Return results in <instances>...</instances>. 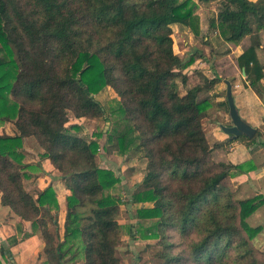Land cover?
Listing matches in <instances>:
<instances>
[{"label":"trees","instance_id":"1","mask_svg":"<svg viewBox=\"0 0 264 264\" xmlns=\"http://www.w3.org/2000/svg\"><path fill=\"white\" fill-rule=\"evenodd\" d=\"M198 1L219 3L210 28L224 43L239 47L248 40L235 58L264 102L258 55L264 0ZM197 7L194 0H0V126L15 127L14 135L0 133V198L20 221L15 236L0 239V264L11 263V248L32 236L44 243L42 264H121L123 201L110 193L120 179L97 163L107 136L121 154L135 150L148 160L129 204L153 207L137 209L136 223L127 227L134 237L143 222H153L155 232L142 238L159 239L162 264H222L231 249L246 264H258L250 244L264 225L252 227L247 220L264 207V195L236 201L225 185L256 165L220 162L218 171L210 166L212 153L223 145L209 139L204 121L212 117V92L223 79L192 69L205 58L198 48L186 58L175 51L173 25L201 37ZM107 87L119 97L111 111L115 127L89 139L80 120L109 118L96 98ZM228 105L226 99L219 106L229 113ZM260 135L258 130L253 139L234 141L257 145L253 153L264 148ZM29 137L69 192L63 230L55 187L36 194L25 187L34 169L25 163ZM195 230L199 238L189 253L173 254L169 234L189 237Z\"/></svg>","mask_w":264,"mask_h":264},{"label":"rangeland","instance_id":"2","mask_svg":"<svg viewBox=\"0 0 264 264\" xmlns=\"http://www.w3.org/2000/svg\"><path fill=\"white\" fill-rule=\"evenodd\" d=\"M198 5L195 10L198 17L200 18V24L202 29V35L198 39L194 36V33L187 29L182 28L181 25H173L174 30V44L175 51L178 55H183L187 53L190 49L198 48L205 54V58L203 59V69L210 75L211 77H220L223 79L212 92L214 96L213 106L211 108L212 119L211 122H218L221 120L222 115H228L227 107L219 106L221 103L225 102L227 99V85L226 81L232 80L238 81L242 80V72L237 65L236 55H233L232 48H230L229 44L224 43L223 40L219 37V34L213 31L210 28L211 21L216 17L218 13L219 3H202L198 0H194ZM180 27L181 29L177 28ZM193 35H192V34ZM205 37L209 39L208 43H204ZM264 42V41H263ZM248 45V40L242 43V48L245 49ZM186 48L189 50L186 51ZM234 50H238V48L234 47ZM240 50V49H239ZM231 53V54H230ZM199 67L200 64H198ZM221 90H220V89ZM264 88V87H263ZM264 95V94H263ZM96 98L106 107L108 111L109 118H101V119H87L82 118L80 123L82 125L83 131L82 135L86 136L89 139H93L94 136L100 133H111L115 127L114 120L115 116L111 114L113 109H116L118 106L119 97L115 93V91L107 87L102 92L96 95ZM238 109V108H237ZM239 111V110H238ZM240 114V113H239ZM210 122V121H209ZM212 124V123H211ZM3 130L0 129V132L3 133H11L14 131L12 125H2ZM219 126V125H218ZM1 127V126H0ZM262 135L257 137V141L264 140V133L259 130ZM219 135L222 134V130L218 128ZM223 135V134H222ZM221 135V136H222ZM224 137H228L225 134ZM229 138V137H228ZM107 137H102V144L105 145V150H101L100 154L97 156V163L101 167V169H107L113 171L117 177L120 179V183H118L113 189L110 190V193L122 198L123 204L121 206V215L119 222L123 226L122 230V240L120 247L118 249V256L121 259V264H162L165 262L164 259L158 257V253L163 250V245L160 243L158 238L152 239H143L144 235H150L155 232V230L151 227L153 225L152 221L143 222L137 229L140 230V235H130L129 233V225H133L136 223L135 219L132 218V213L141 207L151 208L153 207V203H145V204H129L132 195L135 191L136 185L143 181L148 160L143 157L142 153L137 151H129L126 154H121L116 150L115 147L112 146V143L109 141L107 143ZM100 141V143H101ZM243 141V140H240ZM246 143V141H243ZM110 143V144H109ZM227 146L223 147V149H216L214 153H212L210 157V166L215 169V164L220 162L228 163L230 160L231 154L235 151H231L227 147L230 146L231 142H226ZM247 144V143H246ZM43 152L41 147L38 145L35 138H31L28 140H24V155H25V163L34 166V169H31L29 173L32 178L25 181V187L29 192L36 194L38 191L36 180L41 179L42 176H45L48 172V165L43 164L42 154ZM235 159V158H234ZM237 160V159H235ZM32 163V164H31ZM219 170V169H215ZM35 178V180H33ZM54 178V177H53ZM42 180V179H41ZM35 185H32L34 184ZM55 183V182H54ZM250 186H249V185ZM226 187L234 193V199L236 201H242L251 197H255L261 193H258V189L252 183L251 179H247L246 177H242V175H235L233 177H229V179L225 182ZM55 189L58 191V199L61 200L60 210H59V219L61 221V225L63 224L64 214L62 213V200L64 190L61 185L55 183ZM257 192V193H256ZM256 193V195H254ZM254 195V196H253ZM264 195V194H263ZM261 209V208H260ZM258 211V210H257ZM256 211V212H257ZM255 212V213H256ZM254 213V214H255ZM254 214L248 218L247 222L252 226L256 227L259 225H264V223L257 224L255 222ZM151 229V230H150ZM198 230L193 231L191 236L182 237L177 232H171L169 235L171 237L170 241L175 243V247L173 248V254H184L187 255L190 251L189 245L193 240H197L199 238ZM168 235V234H167ZM136 237V238H135ZM251 248L254 251V257L257 260L258 264H264V237L260 233L255 239L251 242ZM247 260L244 262L239 259L238 253L234 250H230L228 258L222 264H246ZM184 264H208L205 261L193 263V262H185ZM220 264V263H218Z\"/></svg>","mask_w":264,"mask_h":264},{"label":"crops","instance_id":"3","mask_svg":"<svg viewBox=\"0 0 264 264\" xmlns=\"http://www.w3.org/2000/svg\"><path fill=\"white\" fill-rule=\"evenodd\" d=\"M181 27L185 28L183 26ZM177 28L181 29L178 26ZM230 48H232L231 53L233 55L237 54L236 57L239 56L244 50L242 46L236 47L238 48V50H234L233 49L234 47L232 46H230ZM187 50H189V48H186V51ZM190 51L191 49L187 53H184L183 55H178V56H180L181 58H186ZM258 55H259L261 63L264 64V42L261 48L258 49ZM198 64H200L201 67H199ZM203 64H204L203 59H200L196 62V64L192 67V69H196V68L203 69L204 68ZM241 74L243 76V79L234 81L233 83V96H234L235 103H236L235 106H237L239 113L244 120H246L250 125H252L257 130H261L264 133V102L259 97L258 93L250 87L249 83L246 81L245 74L243 73ZM263 87H264V78L261 80V89L264 94ZM211 119L212 117L204 121V130L207 133L209 139L211 141H220L223 147L227 146L226 142L232 141L230 146L227 147V150L229 148L231 151H235L233 154L230 155V157H228L230 162L234 164L245 163L247 161L252 160L256 165V170L250 172L249 174H243L242 177H246L248 180L251 179L252 183L258 189V193H261V195L264 194V148H261L252 153V150L256 149L257 145L249 147L246 144L247 142L245 143L243 141L230 140V138L224 137L225 136L224 132H222L223 135L222 134L219 135L218 128L220 127V124H223L226 126L231 125V118H230L229 113L228 115H222L221 120H219L218 122L217 121L211 122ZM6 125L13 126L14 131L11 133L7 132V134L14 135L15 133L14 125L12 123H6L5 126ZM3 127L4 126H1L0 129L3 130ZM0 133H3V132H0ZM31 138H34V137L26 138V140L31 139ZM257 142H260V141H257ZM43 152L41 151L40 154H43ZM234 158L237 160H235ZM43 160H44L43 164L48 165V169H47L48 172L46 173L45 176H42L41 178L42 180L39 178L38 180H36V182L39 181L37 184L38 185L37 192L39 193L40 191H43L49 185H53L55 187L56 182L58 185L62 186V189L64 190V194H63L64 198L62 200V204L64 205H62L61 211L64 214V219H63V224H64L65 198L69 194V192L65 189V187L61 183L60 174L53 167L51 162L47 159H43ZM33 180H35V178H33ZM32 185H35V182ZM256 193L254 195H256ZM58 201H60L61 203L60 199H58ZM254 218L257 224L264 223V207L259 209L254 214ZM19 223H20L19 219L11 212L10 208L5 207L1 204V198H0V239L1 238L8 239V238L15 236L16 226ZM63 224L61 225V221H60L61 230H63ZM26 225H27L28 231H31L30 224L27 223ZM261 234L264 237V230H263V233ZM0 248H1V242H0ZM43 249H44V243L39 238V236H32L29 239L11 248L12 258L9 260L11 261V263L8 261L6 262L4 259H2V261L4 264H42L45 260L43 256ZM79 264H83V263H79Z\"/></svg>","mask_w":264,"mask_h":264},{"label":"water","instance_id":"4","mask_svg":"<svg viewBox=\"0 0 264 264\" xmlns=\"http://www.w3.org/2000/svg\"><path fill=\"white\" fill-rule=\"evenodd\" d=\"M244 74V73H243ZM227 102L229 106V115L231 118V125L226 126L220 124L221 130L228 135L230 140H236L238 137L245 136L248 139H253L257 134V129L250 125L246 120H244L237 109L235 99L233 96V86L227 80Z\"/></svg>","mask_w":264,"mask_h":264}]
</instances>
